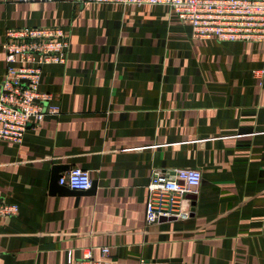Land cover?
I'll return each mask as SVG.
<instances>
[{"label": "crops", "instance_id": "0c3cea01", "mask_svg": "<svg viewBox=\"0 0 264 264\" xmlns=\"http://www.w3.org/2000/svg\"><path fill=\"white\" fill-rule=\"evenodd\" d=\"M63 25L65 64L43 68L53 113L0 139V264H264V41L198 38L162 5L0 0L5 30ZM263 69L260 74L259 70ZM78 166L94 188H52ZM201 171L190 214L147 224L152 170ZM69 188V187H68Z\"/></svg>", "mask_w": 264, "mask_h": 264}, {"label": "built area", "instance_id": "2783aa9c", "mask_svg": "<svg viewBox=\"0 0 264 264\" xmlns=\"http://www.w3.org/2000/svg\"><path fill=\"white\" fill-rule=\"evenodd\" d=\"M21 2L51 0H16ZM88 6L105 4L122 8L162 5L179 20L192 27L198 38L217 41H264V0H72ZM70 45L69 32L63 25H23L5 30V74L0 82V139L15 144L24 140L28 125L41 122L53 113L52 94L40 88L43 68L65 64ZM260 74L263 69L259 70ZM58 182L70 189L87 190L92 185L88 170L71 167ZM201 171L195 167L175 168L172 173L152 170L144 206L147 224L190 214L187 195L196 193ZM17 203L0 198V219L14 216ZM83 249L80 258L68 255L67 264H112L108 246Z\"/></svg>", "mask_w": 264, "mask_h": 264}, {"label": "water", "instance_id": "95a60500", "mask_svg": "<svg viewBox=\"0 0 264 264\" xmlns=\"http://www.w3.org/2000/svg\"><path fill=\"white\" fill-rule=\"evenodd\" d=\"M59 165L58 166H55V169H54V172H53V176H52V180H51V183H52V188L55 189L57 188V186L59 187V183H58V180L61 176H59ZM57 185V186H56ZM95 186V182L92 181V185H91V188H94ZM61 188L63 190H68V191H72V192H76L78 190H75V189H70L68 188L67 186L65 185H61Z\"/></svg>", "mask_w": 264, "mask_h": 264}]
</instances>
